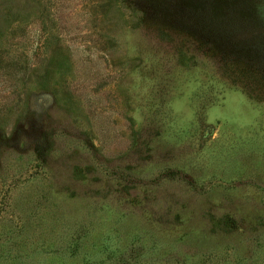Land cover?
Returning a JSON list of instances; mask_svg holds the SVG:
<instances>
[{"label":"rangeland","instance_id":"374dc122","mask_svg":"<svg viewBox=\"0 0 264 264\" xmlns=\"http://www.w3.org/2000/svg\"><path fill=\"white\" fill-rule=\"evenodd\" d=\"M0 264H264V0H0Z\"/></svg>","mask_w":264,"mask_h":264}]
</instances>
